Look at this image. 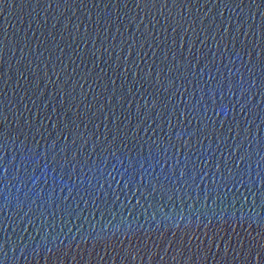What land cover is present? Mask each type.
Wrapping results in <instances>:
<instances>
[{
    "label": "water",
    "instance_id": "water-1",
    "mask_svg": "<svg viewBox=\"0 0 264 264\" xmlns=\"http://www.w3.org/2000/svg\"><path fill=\"white\" fill-rule=\"evenodd\" d=\"M155 5L0 3L2 264H244L264 245V3Z\"/></svg>",
    "mask_w": 264,
    "mask_h": 264
},
{
    "label": "snow or ice",
    "instance_id": "snow-or-ice-1",
    "mask_svg": "<svg viewBox=\"0 0 264 264\" xmlns=\"http://www.w3.org/2000/svg\"><path fill=\"white\" fill-rule=\"evenodd\" d=\"M140 2L141 0H137L138 4ZM0 3H2V0H0ZM149 3L151 4L152 7L156 6L155 0H144L145 7L149 6ZM261 3H264V0H261ZM261 3H257V0H252L253 7L260 8ZM173 4L175 5V0H173ZM262 17H264V13H262ZM259 31L261 35L264 36V23H262ZM261 52H264V48H261L260 51L257 52L258 57L260 56ZM169 87H171V85H169ZM153 107H155V104H153ZM7 134H8V129L6 127V119L3 116V114H0V140H3L7 136ZM241 159H244V157H241ZM216 171L221 172V168L219 164H217L216 166ZM181 175L183 176L184 173L181 172ZM221 175L223 178V173ZM232 179H233V173L231 172V170H228L226 182ZM258 184H264V178H259V174H258ZM261 198L262 200H264V192L261 193ZM261 231L264 232V229H262ZM261 238L264 239V236H262ZM2 247L3 246L0 245V249H2ZM254 252L255 255H253ZM5 257H6V253H5ZM133 259H135L134 256ZM243 261L244 264H264V245H260L258 247L257 244H250L248 250L243 253ZM0 264H2V261H0Z\"/></svg>",
    "mask_w": 264,
    "mask_h": 264
}]
</instances>
